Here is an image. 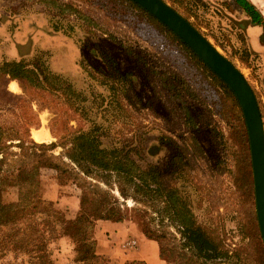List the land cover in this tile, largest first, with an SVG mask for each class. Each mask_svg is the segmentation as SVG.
<instances>
[{
  "label": "rangeland",
  "instance_id": "1",
  "mask_svg": "<svg viewBox=\"0 0 264 264\" xmlns=\"http://www.w3.org/2000/svg\"><path fill=\"white\" fill-rule=\"evenodd\" d=\"M166 1L243 73L264 125V60L249 49L245 14L233 0H191L186 8ZM252 1L257 8L260 1L264 5V0ZM64 7L77 14L62 11ZM0 10L4 12L0 21H13V28L29 22L42 29L38 38L44 37L37 38L36 45L30 38L15 58L0 49V62L38 57L80 96L75 99L57 86L43 90L16 80L20 89L12 83L17 86L12 92L9 78L0 74V127L29 130L30 139L38 144L55 143L51 153L61 169L75 171L77 166L66 156L73 138L97 130L104 148L124 151L143 170L153 169L163 187L178 190L197 225L232 257L199 263L235 264V255L240 254L246 264H264L254 176L251 187L246 174L243 111L184 47L123 0H0ZM42 130L47 138L51 135L49 142L35 140L34 133ZM75 177L61 178L49 170L40 177V196L54 202L69 219L79 211L73 191L81 193L79 185L84 183L83 176ZM100 186L110 202L118 198L128 211L123 223L139 222L131 211L143 205L131 197L123 199L116 185ZM65 197L74 201L66 202ZM3 199L17 201L18 189L6 188ZM162 201L149 209L148 227L161 238L168 261L184 264L193 252L186 247L181 228L160 212ZM53 251L61 263L73 257L65 239L58 240ZM7 259L13 261V255L0 264Z\"/></svg>",
  "mask_w": 264,
  "mask_h": 264
},
{
  "label": "trees",
  "instance_id": "2",
  "mask_svg": "<svg viewBox=\"0 0 264 264\" xmlns=\"http://www.w3.org/2000/svg\"><path fill=\"white\" fill-rule=\"evenodd\" d=\"M41 1L49 2V0ZM123 1L130 3L136 10L157 22L218 81L240 108L238 99L230 87L180 37L133 0ZM169 1L181 8H186L191 0ZM233 1L250 18L249 21L245 18L244 27L250 22L252 25L263 28L261 43L264 44V18L256 6L249 0ZM53 4L55 5L56 2ZM171 7L178 12L175 7ZM62 11L77 14L72 7H64ZM185 19L189 22L187 18ZM191 25L194 27L192 23ZM0 74L9 78V81H25L28 85L43 90V87L57 86L58 91H62L66 96L80 98L71 84H67L59 75L48 71L38 57L31 61L21 59L0 62ZM243 127L248 156L246 167L249 168L246 174L251 179L252 187L253 167L244 119ZM30 137L29 130L22 133L14 127L7 129L0 127V261L9 255H13L14 259L13 261L7 259L5 264H111L108 259L97 253L95 226L101 220L123 223L128 219V211L123 209L124 205L120 199L115 198L113 202H110L109 193L101 188L100 183L110 188L116 185L123 199L131 197L135 202L143 205V208L131 211L136 213L135 217L139 218V222L135 224L142 228V233L146 237L159 244L161 258L167 264L171 263L165 257L163 243H160L161 238H155L148 227L150 222L147 219L149 209L154 208L155 202L161 199L165 201H162L164 207L160 212L181 228L186 247L193 252L192 257L184 264H202L199 261L232 258L228 250H224L206 230L197 225L186 199L179 194L178 190L163 187L153 169L143 170L124 151L117 148H104L97 130L80 132L73 138L72 148L68 150L66 156L77 166V171L61 169L59 162L51 153L57 147L55 143L38 144ZM15 148L20 151H15ZM45 170L54 171L61 178L68 176L70 180L74 179L73 176H76L75 180L83 176L84 183L79 185L81 193L73 191L79 206V211L73 219L67 218L66 213L54 202L40 196V177ZM89 178L96 183L88 182ZM10 187L18 189V200L15 202H5L3 199L4 191ZM60 239H65L72 247L73 257L70 261L61 263L55 257L53 245ZM235 257V264H246L240 254ZM126 264L146 263L129 261Z\"/></svg>",
  "mask_w": 264,
  "mask_h": 264
},
{
  "label": "water",
  "instance_id": "3",
  "mask_svg": "<svg viewBox=\"0 0 264 264\" xmlns=\"http://www.w3.org/2000/svg\"><path fill=\"white\" fill-rule=\"evenodd\" d=\"M180 37L234 92L244 114L253 166L258 223L264 243V125L255 93L243 73L164 0H133Z\"/></svg>",
  "mask_w": 264,
  "mask_h": 264
},
{
  "label": "crops",
  "instance_id": "4",
  "mask_svg": "<svg viewBox=\"0 0 264 264\" xmlns=\"http://www.w3.org/2000/svg\"><path fill=\"white\" fill-rule=\"evenodd\" d=\"M249 1L255 4L252 0ZM260 4L261 8H256L264 18L263 1H260ZM0 12L1 17L4 12L1 10ZM245 18L248 21L250 20L246 14ZM12 22L9 21L7 24V18H3L0 21V49L2 51L7 50L9 56L15 58L18 55V48L20 49L21 46H24L30 38L35 41L36 45L37 38L43 31L42 29H36L29 22L23 23L19 27L17 24L15 26L17 28H13ZM262 34L263 28L261 26L252 25L250 22L247 24L246 35L248 46L253 54L259 55L264 60V44L261 43ZM40 37L44 40V37L41 35ZM41 39L38 38V40ZM2 46H7V49L2 48ZM12 83H16L18 90L20 89L18 83L15 80H11L8 82L9 90H11L10 84ZM48 136L47 139L40 142H49L51 135L48 133ZM70 198L73 200L75 196L73 195V199L72 197H65L66 202ZM57 201H60V199H57ZM72 212L74 213V211ZM94 237L97 242V253L108 259L111 264H126L129 261H142L146 264H167L161 258L159 244L155 240L145 237L135 223L98 221L95 226Z\"/></svg>",
  "mask_w": 264,
  "mask_h": 264
},
{
  "label": "bare ground",
  "instance_id": "5",
  "mask_svg": "<svg viewBox=\"0 0 264 264\" xmlns=\"http://www.w3.org/2000/svg\"><path fill=\"white\" fill-rule=\"evenodd\" d=\"M11 86H12L11 88H12L13 91L17 90V86L15 84H12ZM34 138H35L36 141L40 142V141H43V140L47 139V134L43 130L39 131V132H35L34 133Z\"/></svg>",
  "mask_w": 264,
  "mask_h": 264
}]
</instances>
